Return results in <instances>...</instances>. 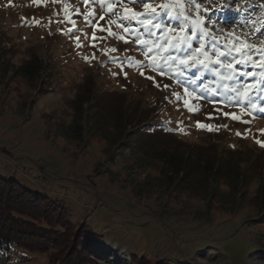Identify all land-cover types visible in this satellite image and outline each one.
Returning <instances> with one entry per match:
<instances>
[{
    "label": "rangeland",
    "instance_id": "obj_1",
    "mask_svg": "<svg viewBox=\"0 0 264 264\" xmlns=\"http://www.w3.org/2000/svg\"><path fill=\"white\" fill-rule=\"evenodd\" d=\"M200 7L209 13L220 11L212 16L211 26L205 24L204 40L199 32L191 37V28H186L182 35L191 38L189 51L195 52L201 43L209 52L235 43L234 54L250 46L255 73H260L264 0H203ZM132 10L143 12L144 6ZM114 11L126 9L115 6ZM92 13L89 26L85 16ZM187 15L195 12L187 10ZM113 21L101 11L99 0H0L4 65H19L34 55L47 63L37 87L3 73L4 65L0 69V178L48 199L74 229L82 224L99 237L88 247L89 264H264V219L249 202L264 174V147L256 143L264 142V112L244 111L242 98L228 90L247 84L244 94L252 92L256 107H264V93L254 91L264 73L228 81L217 75L225 71L219 65L208 70L209 77L203 68L186 69L179 61L166 65L161 60L166 74H158L147 67V49L135 42L136 37L129 34L128 43L115 38L124 34ZM164 23L174 26L177 21ZM128 26L142 35V42H160L165 35L156 31L151 36L138 25ZM175 35L169 34L173 42ZM149 56L159 59L155 50ZM129 58L142 67H133ZM236 67L253 71L250 66ZM185 87L194 95L186 94ZM92 88L95 95L84 109L80 99L87 102ZM185 100L199 111L189 112ZM117 118L138 131L131 139L134 147H108L102 138L118 128ZM197 122L212 130L198 128ZM160 123L170 130L151 140L143 136ZM75 126L82 133L79 138L74 136ZM182 145L200 146L192 148L228 167L234 177L254 179L249 195L240 199L242 203L238 200V206L235 201L208 207L182 195L175 201L162 194L136 196L133 189L143 176L156 175L148 168L155 167L149 154L161 146L181 152L191 148ZM143 153L148 159L141 160ZM0 264L50 263L47 254L11 249L0 251Z\"/></svg>",
    "mask_w": 264,
    "mask_h": 264
},
{
    "label": "trees",
    "instance_id": "obj_2",
    "mask_svg": "<svg viewBox=\"0 0 264 264\" xmlns=\"http://www.w3.org/2000/svg\"><path fill=\"white\" fill-rule=\"evenodd\" d=\"M6 50V47L0 46V69L6 60ZM46 66V61L34 55L22 64L4 65L1 70L5 74L10 73L14 78L24 79L31 83V87H37L41 82L39 75L46 73ZM205 72L209 77L212 74V71ZM87 95V102L80 99L84 109L91 103L90 99L95 95V90L89 89ZM138 125L141 126L140 123ZM160 125L158 129H153L143 136L151 140L152 137L155 138L170 130L165 124ZM114 126L118 128L113 129L112 135L102 136L108 147H134L131 139L138 135V131L134 132L130 123L127 124L118 118L114 121ZM126 131L129 132L128 136L123 134ZM73 132L75 137H81L82 133H79L76 126ZM182 146L191 148L181 152L168 148L169 146H161L162 148L149 154L148 158L155 167L151 165L148 168L155 171L156 175L146 173L143 176V180L133 189L136 196L162 194L175 201L182 195L200 200L208 207L213 202L223 204L235 201L238 206V200L249 195L251 185L255 184L254 179L246 175L248 178L244 175L234 177L228 167L208 160L197 148H192L200 146ZM145 154L143 153L141 160L147 158L148 155ZM261 179L249 202L264 219V174H261ZM99 239L88 232L82 224L74 229L68 222L66 214L48 199L23 188L16 182L0 178L1 252L20 249L29 253L47 254L50 264H89L88 247Z\"/></svg>",
    "mask_w": 264,
    "mask_h": 264
},
{
    "label": "snow or ice",
    "instance_id": "obj_3",
    "mask_svg": "<svg viewBox=\"0 0 264 264\" xmlns=\"http://www.w3.org/2000/svg\"><path fill=\"white\" fill-rule=\"evenodd\" d=\"M101 11L105 14H108L110 20H113L118 29L123 32V36L115 37L117 39H124L125 43H128L127 37L131 34L133 37H136V43L141 47L146 48L147 51L143 54L146 59H149L150 62L147 64V67L153 71H157L158 74H166L161 70L160 61L162 60L164 64L168 65L170 62L175 63L179 61L181 65H183L186 69L191 68H203L204 70H213V65H219L221 68L225 69L223 73L214 74L219 75L222 79L228 81H234L236 76H240L241 78L251 77L254 74L260 75L264 73V66L261 67L260 73H255L256 61L251 59L253 55V49L248 46L245 47L243 51H239L238 54H234L238 52L236 48V44L233 43L229 46L228 43L223 45V50L220 47H214L211 49V52L205 49V44L201 43L199 48L195 50V52L189 51L191 49V38L188 34H184L186 28H191V37H196L197 32L200 34V39L204 40L208 36V32L205 28V24L211 26L212 16L215 12L220 11V8L214 9L212 13H209L206 9H201L200 5L203 0H163L157 7H152L151 5L156 2V0H123L122 3L119 0H99ZM143 4L144 11L137 12L133 11L132 8ZM185 4L187 8H185ZM119 6L121 8L126 9L124 12H116L114 11V7ZM223 6H221L222 8ZM187 10H193L195 15L190 17L187 15ZM204 11L205 15L202 17L200 12ZM94 17V13L85 16V22L89 26H92V18ZM104 17L101 16L100 19ZM177 21L176 25H170L169 23H164V21ZM98 23V21H97ZM129 24L138 25L141 29H143L144 33H147L151 36L156 35V31L164 33V37L162 41L157 42L155 40L148 41L143 40L142 35H140L137 30L130 28ZM94 27V26H93ZM100 31H104L103 28ZM95 33V27H94ZM175 33L174 41L169 39V34ZM109 35H113L109 31ZM93 39L95 40V34H93ZM79 41V38H77ZM155 45V49L153 48ZM79 42L77 43V47H79ZM155 50V55L159 57V59H152L149 56V53H152ZM111 51L115 52L116 49L113 48ZM181 52L184 53L181 56L174 55L173 53ZM161 53H164L161 55ZM260 59L264 60V53H259ZM93 58L95 56L93 55ZM223 58V59H222ZM85 59H88L85 57ZM129 64H131L135 68H141L142 65L139 62L131 61L129 58ZM237 65L250 66L253 71L245 72L242 70H238ZM214 71V70H213ZM141 75L143 72L141 71ZM125 76L127 74L125 73ZM148 79H152L148 77ZM199 79V76L197 77ZM193 81H189L192 83ZM258 87L254 90L255 93H264V79L257 81ZM158 86V85H157ZM169 86L164 85V88L167 89ZM242 89L247 90L248 85L243 84L239 87H233L228 89L229 91H234L237 97H241V104H244L243 110L246 112H250L253 115L256 111L264 112V107L257 108L254 103V96L252 92H248L247 95L244 94ZM202 91L205 89H201ZM184 92L189 95H194L189 92L187 87L184 88ZM176 95L177 101L181 99L179 94L174 93ZM199 99V97H196ZM246 102V103H245ZM185 108L191 112L196 113L199 111V106L190 104L187 100L184 101ZM228 115V114H225ZM211 118V117H209ZM232 119H238L235 114L231 115ZM198 128H207L208 130H212L211 125H204L200 122H197ZM262 134H264V130H262ZM240 135V133H237ZM261 147H264V142L259 140L256 141Z\"/></svg>",
    "mask_w": 264,
    "mask_h": 264
}]
</instances>
